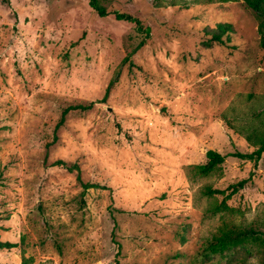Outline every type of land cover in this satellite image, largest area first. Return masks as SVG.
Returning <instances> with one entry per match:
<instances>
[{
    "label": "rangeland",
    "instance_id": "1",
    "mask_svg": "<svg viewBox=\"0 0 264 264\" xmlns=\"http://www.w3.org/2000/svg\"><path fill=\"white\" fill-rule=\"evenodd\" d=\"M155 1L99 0L101 17L88 0H0V241L16 244L0 264H263L264 152L228 155L264 128L259 19L242 0ZM218 22L233 33L207 47ZM72 104L92 105L55 130ZM209 149L225 159L200 176ZM59 159L100 187L82 194ZM226 226L257 233L210 252Z\"/></svg>",
    "mask_w": 264,
    "mask_h": 264
},
{
    "label": "trees",
    "instance_id": "2",
    "mask_svg": "<svg viewBox=\"0 0 264 264\" xmlns=\"http://www.w3.org/2000/svg\"><path fill=\"white\" fill-rule=\"evenodd\" d=\"M160 0H156L155 2H159ZM249 8H251L255 14L257 15L258 21V32L260 34V47L263 51L264 55V0H242ZM89 5L96 11L99 16H106L110 12L99 2V0H88ZM116 19L118 20H126L130 21L135 25V28L138 32L143 33L145 36L149 35L150 28L148 26H144L140 19L134 17L128 13H121V12H114ZM204 37L202 43L210 47L213 43H227L229 42L230 34L233 33V27L231 23L228 22H218L213 27H206L204 30ZM143 45V40L138 44L137 47ZM108 88L106 89V93ZM92 104H72L66 106L62 112L59 121L55 126V130L64 122L65 116L69 111L72 110H79L85 111L91 108ZM247 141H249L253 146L254 149L251 152H240L234 151L228 155L233 157H237L240 159H247L256 162L261 157L262 153L264 152V128L261 130H253L252 133L246 135ZM206 161L204 163L198 164L195 166V173L200 176H206L213 172L219 165L224 161L225 155L221 154L213 149H209L206 151ZM53 164L64 165L68 170H76L77 171V180L81 182L83 187L82 194L87 191L89 188L92 187H100L97 183H89V182H82L80 177L79 167L76 163L74 164H67L64 160H56ZM246 179H241L235 183L229 184L226 189L229 192L224 195L226 189H219V188H211L207 187L204 192L207 195H215V194H223L224 197L222 200L215 204L212 209L213 212L216 211H229L230 207L226 204V198L230 195L236 193L239 189L243 188ZM114 226H116V222H114ZM220 235L214 236V241L208 244V250L212 253L217 251H223L227 249L229 246L236 245L241 243L244 239L248 236H254L257 232L253 227L243 228L240 229L239 227H221L220 228ZM118 245L117 253L119 252L120 245ZM16 244L9 242V241H0V249L5 248L9 249L15 247ZM30 262V259L25 258L22 256V264H27ZM264 264V262H263Z\"/></svg>",
    "mask_w": 264,
    "mask_h": 264
}]
</instances>
